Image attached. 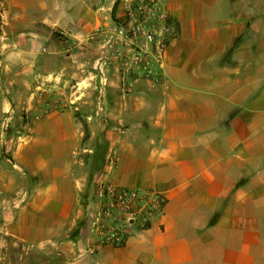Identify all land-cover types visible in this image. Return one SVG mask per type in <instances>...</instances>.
Returning a JSON list of instances; mask_svg holds the SVG:
<instances>
[{
    "label": "crops",
    "instance_id": "1",
    "mask_svg": "<svg viewBox=\"0 0 264 264\" xmlns=\"http://www.w3.org/2000/svg\"><path fill=\"white\" fill-rule=\"evenodd\" d=\"M0 2V264H264V0H161L156 86L88 40L116 0ZM107 181L166 200L120 247L89 229Z\"/></svg>",
    "mask_w": 264,
    "mask_h": 264
},
{
    "label": "built area",
    "instance_id": "2",
    "mask_svg": "<svg viewBox=\"0 0 264 264\" xmlns=\"http://www.w3.org/2000/svg\"><path fill=\"white\" fill-rule=\"evenodd\" d=\"M118 22L97 28L89 39L100 44L122 80L161 83L166 52L176 36L173 18L161 0H124ZM100 205L89 215L90 233L102 244L124 246L135 230L149 228L163 214L165 198L153 190H130L112 182L97 186Z\"/></svg>",
    "mask_w": 264,
    "mask_h": 264
},
{
    "label": "rangeland",
    "instance_id": "3",
    "mask_svg": "<svg viewBox=\"0 0 264 264\" xmlns=\"http://www.w3.org/2000/svg\"><path fill=\"white\" fill-rule=\"evenodd\" d=\"M112 0H110V2H111ZM121 2H124L123 0H116V3L114 4V7L112 8V11H111V20L110 21H112V22H118V16L120 15H118V10H117V5L118 4H120ZM262 7V6H261ZM2 10H3V5L1 4V2H0V12H2ZM0 25H1V23H0ZM100 28V27H99ZM88 40H90L89 38H88ZM90 41H92V40H90ZM96 42V41H95ZM111 64L110 65H112V66H116L114 63H112V62H110ZM117 67V66H116ZM50 85H52L51 87H50V92H52V94H54V95H56L58 92H61V90H59V85H57L55 82H53V81H51L50 82ZM72 87H70V88H66V87H64V89H63V91L65 92V94H70L71 92H72ZM83 130H84V133H85V139L87 138V136H88V130H87V128H86V126H83Z\"/></svg>",
    "mask_w": 264,
    "mask_h": 264
}]
</instances>
